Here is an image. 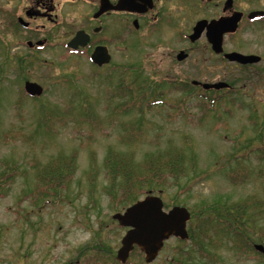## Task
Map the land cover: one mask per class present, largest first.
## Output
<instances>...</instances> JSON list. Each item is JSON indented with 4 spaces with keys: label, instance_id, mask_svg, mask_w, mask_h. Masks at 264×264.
I'll use <instances>...</instances> for the list:
<instances>
[{
    "label": "rangeland",
    "instance_id": "1",
    "mask_svg": "<svg viewBox=\"0 0 264 264\" xmlns=\"http://www.w3.org/2000/svg\"><path fill=\"white\" fill-rule=\"evenodd\" d=\"M15 3L0 0V166L9 162L18 167L8 191L0 196V264H115L125 229L112 219V214L123 208L111 207L104 192L107 179L103 160L110 148L132 150L137 162L146 152L181 149L187 171L175 185L161 190L164 209L174 205L189 210L193 207L198 228L207 223L213 235L220 236L214 223L209 225L210 220H204V216L217 202L239 204L256 195L264 206V152H258L264 147V93L261 100L254 95L252 102L243 96L249 102L243 108L236 96L234 103L221 98L212 110L204 111L208 100L189 85L195 79L192 64L196 53L181 62L175 58L180 46L176 22L165 28L158 26L157 31V26H149L148 31L142 23L129 36L120 33L126 42L111 48V60L102 68L92 65L85 56H67L54 37L41 49H28L25 40L33 38L16 27ZM120 25L118 19L114 28L118 30ZM211 64L214 73L206 81H223L224 63L213 57ZM229 71L231 75L224 81L242 87L237 72ZM118 78L127 81V91L130 87L149 89L153 83L160 84L149 100L144 99L143 122L137 139L128 148L119 143L122 122L137 120L142 112L135 107L126 114L104 110L124 100L112 96ZM25 80L42 86L43 94L26 96ZM154 100L162 102L149 106L148 102ZM251 103L256 106H249ZM83 104L88 109L82 108ZM82 109L88 110L86 115ZM82 114L88 120L82 122ZM110 115L115 123L108 120ZM72 154L76 172L63 196L43 206L31 193L25 195L36 184L33 164ZM92 156L97 165L93 180L88 176ZM230 165H237L245 173L243 182L229 181L226 175L233 169ZM255 212L253 216L254 204L248 203L242 223L255 220L264 228V210ZM220 242L213 248L217 256L208 253L200 257L188 252L193 243L183 247L182 242L170 239L150 264H264V258L252 248L258 242L250 240L251 249L243 244L238 247L228 235H223ZM128 264L146 263L141 255L132 253Z\"/></svg>",
    "mask_w": 264,
    "mask_h": 264
},
{
    "label": "flooded vegetation",
    "instance_id": "2",
    "mask_svg": "<svg viewBox=\"0 0 264 264\" xmlns=\"http://www.w3.org/2000/svg\"><path fill=\"white\" fill-rule=\"evenodd\" d=\"M119 3L130 8L115 9ZM14 17L16 27L29 32L33 38L25 40L28 47L37 49L39 43L41 47L47 46L54 37L56 45L67 49L75 42L76 51L89 54V60L99 46L106 47L112 56L111 48L126 42L120 33L129 36L142 23L147 30L157 26V31L176 22V41L180 43L175 50L176 60L181 62L196 53L192 81L197 84L191 82L192 91H224L222 94L232 103L238 97L240 108L249 104L243 96L252 102L254 95L261 100L264 93V0H16ZM118 19L120 30L114 28ZM219 39L221 51L216 52L213 45ZM181 51L187 56L178 60L177 54ZM232 52L241 54L239 61L225 56ZM213 57L225 65V88L202 86L214 82L206 81L214 73ZM230 69L237 72L242 87H236L234 81H224L229 79Z\"/></svg>",
    "mask_w": 264,
    "mask_h": 264
},
{
    "label": "trees",
    "instance_id": "3",
    "mask_svg": "<svg viewBox=\"0 0 264 264\" xmlns=\"http://www.w3.org/2000/svg\"><path fill=\"white\" fill-rule=\"evenodd\" d=\"M118 81L119 84H113L112 86L114 89V91H112V96H116L120 99L123 98L124 100L110 110H108L107 107H105L104 110L111 114H119L120 112L126 114L128 110L135 107L139 112H142L139 116L140 118L137 120L122 122L124 123L122 124L123 133L118 135L119 143L124 144L128 148V146L137 139L136 137L139 133L138 130H140L143 122L144 99L147 97L146 99L149 100L153 92L159 90L160 84L153 83L149 86V89L148 87L145 89V87L138 86L132 90L129 86L130 91H127V81L123 83L120 78H118ZM119 89L122 91H116ZM147 89L149 91L146 92ZM147 93H149L148 96L146 95ZM127 96L129 97V100H127ZM208 97H210V100L209 102L204 103L203 106L205 108H203V110L210 111L211 109L209 106L212 104V96L209 95ZM85 98L86 97H83L82 100L84 101ZM159 103H161L160 100H154L153 103L148 102V105L150 106ZM81 107L88 109L84 104L81 105ZM87 112L88 110H81V113H84L85 115ZM81 116H83L82 122L88 120V117L83 114ZM20 119H22V117ZM108 120L115 123L112 115L108 117ZM185 144L189 146L190 141L186 140ZM258 152L263 153L264 147ZM183 157L184 152L181 149H160L156 153L146 152L143 159L140 162H137L132 150L128 149L126 152H119L110 148L104 156L103 173L104 177L107 179L104 192L111 200V207L115 210H120L135 202L141 197V195H145L149 191L155 192L157 190H164L169 184L175 185L179 181V178L184 176L187 171L186 165L184 166ZM234 159L236 160V158ZM240 161L237 163L239 164ZM236 166L237 165H232L231 167L233 169L226 176L231 183L239 184L243 182L246 175ZM33 167L36 170V184L33 189L26 191L25 195L31 193L34 201L38 205L44 206L48 203L55 202L57 198L63 196V194L70 188L69 185L74 178L77 167L76 157L74 154L51 157L50 161L47 163H35L33 164ZM235 168H237L238 172H234ZM96 171V158L92 156L88 170V176L91 180H93ZM17 174L18 167L15 163L12 165L9 162H4L3 165L0 166V196L6 194L10 184L14 181ZM257 197L258 196L254 195L250 199L244 200L239 204H228L226 201L217 202L211 209H207L204 220H210L209 225L214 223V228L216 232H219L220 236L215 235L216 233L213 235V232H210L207 223L198 228L196 221L194 220L196 214L193 207H190L192 212L191 219L188 222L189 236L185 241H181L183 247L189 243H193L188 252L193 251L195 255L198 253L200 257H204L208 253L217 256L213 252V248L219 247L216 243H221L220 239L223 235L231 237L234 244L238 247L243 244V246H247V249H251L248 244L250 240L252 242L256 241L264 244V228L260 227L259 222L252 220L247 224H243L241 219L243 215L245 216V209L247 208L248 203L254 204L253 216L257 215L255 211L264 210L262 202L259 203ZM209 214L213 217L210 218ZM246 236H250V238L246 239ZM132 253L142 256V253L138 249H135ZM183 256L187 257L186 254ZM261 257L263 258V255H261ZM114 261L115 264H121L116 261L115 258ZM126 264H128V262Z\"/></svg>",
    "mask_w": 264,
    "mask_h": 264
},
{
    "label": "water",
    "instance_id": "4",
    "mask_svg": "<svg viewBox=\"0 0 264 264\" xmlns=\"http://www.w3.org/2000/svg\"><path fill=\"white\" fill-rule=\"evenodd\" d=\"M118 9L127 8L125 5L118 4ZM220 39L213 45L216 51L221 50ZM230 60H240L241 54L232 52L225 55ZM178 59L185 57L183 52L178 54ZM92 60L97 64L106 63L109 55L105 48H97L92 54ZM204 87H225L224 82L214 84H204ZM24 88L30 95L39 96L42 93V87L35 82L26 81ZM113 219L117 220L119 225L130 227L123 235L120 241V247L116 253V259L125 263L130 251L137 246L144 253L145 262H151L161 249L163 242L171 235L186 239L188 232L186 229L187 221L190 218L188 209L184 206H173L168 211L163 210L162 199L153 194H148L128 206L124 212L114 213ZM254 249L264 254V246L255 244Z\"/></svg>",
    "mask_w": 264,
    "mask_h": 264
}]
</instances>
